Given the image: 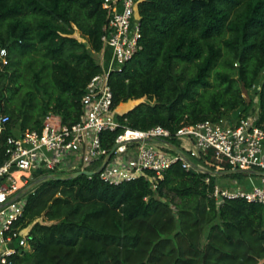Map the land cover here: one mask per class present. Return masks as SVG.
Instances as JSON below:
<instances>
[{"label":"trees","instance_id":"1","mask_svg":"<svg viewBox=\"0 0 264 264\" xmlns=\"http://www.w3.org/2000/svg\"><path fill=\"white\" fill-rule=\"evenodd\" d=\"M103 2L0 0V43L8 59L0 68V110L9 116L1 158L17 124L39 130L49 111L65 124L78 121L84 89L101 71L94 54L102 50L109 19ZM137 16L140 48L109 76L114 106L136 102L119 114L124 126L174 132L184 124L239 119L251 102L243 94L257 83V124L264 129V0H140ZM35 82L48 91L36 93ZM71 174L55 172L57 178L27 193L22 222L30 248L9 256V264L264 259V203L217 201L214 179L207 184L205 173L175 164L156 192L143 178L110 185L97 174Z\"/></svg>","mask_w":264,"mask_h":264},{"label":"built area","instance_id":"2","mask_svg":"<svg viewBox=\"0 0 264 264\" xmlns=\"http://www.w3.org/2000/svg\"><path fill=\"white\" fill-rule=\"evenodd\" d=\"M139 1L104 0L109 19L98 53L101 71L84 89L78 121L65 124L59 114L49 111L39 130L13 129L7 135L0 157L1 264H9V256L30 248L28 231L22 222L27 200L22 189L37 179L27 180L26 175L37 174L39 179L55 172L86 170L110 185L143 178L156 192L165 172L180 164L185 170L215 172L206 176L205 182L208 184L213 177L212 195L217 201L241 198L264 203V129L257 124V113L239 119L184 124L174 132L161 125L146 130L132 129L119 121L109 76L120 70L140 48ZM7 64V50L0 43V68ZM259 89L256 83L249 91ZM8 123L9 116L0 110V134L7 131ZM117 130L114 137L107 135ZM167 141L181 153L174 151ZM200 159L210 167L199 162ZM221 163L228 165V170L239 169L248 174L244 184L237 188L219 186L215 178L224 176L218 175L225 171Z\"/></svg>","mask_w":264,"mask_h":264},{"label":"rangeland","instance_id":"3","mask_svg":"<svg viewBox=\"0 0 264 264\" xmlns=\"http://www.w3.org/2000/svg\"><path fill=\"white\" fill-rule=\"evenodd\" d=\"M77 37H79V36H77ZM94 57H95L96 61L99 62V60H100L99 59V55L98 54H95ZM43 79H44V82L47 81L45 75L43 76ZM51 82H52V80H51ZM33 88H34V90H35L36 93L40 90V88L42 89V93H44V94H45V91L46 90L48 91V87L46 88L45 87V84L39 86L37 82L34 83ZM243 95H244V98H245L246 101L251 100L248 114H255V113H257V109H258L257 96L253 93V91L244 92ZM135 104H136V102H129L127 104L120 105V106L117 107V111L119 113H122V112L126 111L127 109L131 108L132 106H134ZM18 129H20L19 128V124L16 125V127L14 128V130L17 131ZM201 162L206 167H210L208 163L203 162V161H201ZM220 166L223 168V170H226V169L228 170L229 169V166L226 165L225 163H221ZM26 178H27V180H30V179L32 180L34 178V176L33 175L32 176L31 175H26ZM247 178H248V174H246V173H233V174H228V175H224V176H216L215 181H216V183L219 186H228V187H232V188H237V187L243 185L244 182L247 180ZM34 187H36V186H34ZM170 198L173 199V200H170L172 203H174V202L177 201V199L173 198L172 196H169L168 197V200ZM37 221H43V220L41 218H38ZM26 230L28 231L29 230V227H27ZM259 264H264V259L261 260L259 262Z\"/></svg>","mask_w":264,"mask_h":264},{"label":"water","instance_id":"4","mask_svg":"<svg viewBox=\"0 0 264 264\" xmlns=\"http://www.w3.org/2000/svg\"><path fill=\"white\" fill-rule=\"evenodd\" d=\"M167 144L176 152L181 153V151L179 149H177V147L170 143L169 141H167ZM111 155V152L106 156L105 161L103 163V165L106 163V161L109 159ZM102 165V166H103ZM101 166V167H102ZM14 168H12L11 170H13ZM201 169V168H200ZM203 173L207 174V175H215V172L211 171V170H207V169H201ZM243 171L239 170V169H230V170H225V171H220L218 172V175H228V174H233V173H241ZM245 172V171H244ZM38 173H40V170H38ZM81 175H86V176H90L93 175V172L90 171H86V170H80V171H75L73 172L70 177L75 178ZM51 178H57L54 177L52 174H46L43 175L41 178L34 180L28 184H26L23 189H22V193L23 194H27L29 192L30 189H32L34 186L38 185L41 181L43 180H47V179H51Z\"/></svg>","mask_w":264,"mask_h":264},{"label":"crops","instance_id":"5","mask_svg":"<svg viewBox=\"0 0 264 264\" xmlns=\"http://www.w3.org/2000/svg\"><path fill=\"white\" fill-rule=\"evenodd\" d=\"M77 36H79V37H77L80 41H82V42H85V38L84 37H82L80 34H78ZM95 55V54H94Z\"/></svg>","mask_w":264,"mask_h":264}]
</instances>
